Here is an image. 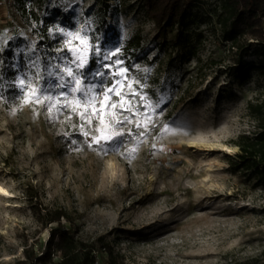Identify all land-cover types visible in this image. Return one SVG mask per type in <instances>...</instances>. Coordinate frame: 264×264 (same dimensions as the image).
Masks as SVG:
<instances>
[{
  "label": "rangeland",
  "instance_id": "374dc122",
  "mask_svg": "<svg viewBox=\"0 0 264 264\" xmlns=\"http://www.w3.org/2000/svg\"><path fill=\"white\" fill-rule=\"evenodd\" d=\"M104 3L109 31L101 24ZM195 3L187 27L161 36L140 0H27L25 10L0 0V186L9 193L0 195V264L22 257L25 247L43 249L57 223L44 225L38 212L54 208L71 217V225L62 220L60 227L83 240L102 237L122 264L253 257L264 264V187L229 159L238 152L237 136L256 129L247 105L264 99V69L249 53L237 71L236 50L221 40L210 16L215 0ZM137 30L141 49L124 54V41ZM69 32L87 37L91 47ZM182 43L196 54H184ZM72 48L86 58L84 69L73 62ZM96 48L119 52L105 60ZM113 61L128 69L122 90L131 85L137 95L121 101L109 93L104 120L130 122L111 129L124 133L115 142L89 147L99 118L85 126L86 138L80 117L62 106L75 107L73 98L83 101L84 94L53 85L74 86L61 71L71 68L85 89L95 85L89 96L99 110L104 89L121 79L112 75L115 68L103 67ZM32 87L51 94L52 103L59 99L60 110L50 117L47 102L26 103ZM129 100L133 112L110 106L120 101L127 108ZM145 118L141 137L136 124ZM96 255V264H108L105 253Z\"/></svg>",
  "mask_w": 264,
  "mask_h": 264
},
{
  "label": "trees",
  "instance_id": "16d2710c",
  "mask_svg": "<svg viewBox=\"0 0 264 264\" xmlns=\"http://www.w3.org/2000/svg\"><path fill=\"white\" fill-rule=\"evenodd\" d=\"M27 0H14L21 7ZM143 12L160 30L161 36L172 31L175 26L185 28L193 21L195 2L199 0H140ZM100 15L101 24L107 29L105 16L109 8L104 3ZM25 10V7L22 8ZM211 18L217 25L221 40L229 43L231 49L237 53L235 69L240 71L244 67L243 58L251 53L257 62L256 68L264 69V0H215L211 9ZM210 18V19H211ZM100 26V25H99ZM188 37V36H187ZM189 38V37H188ZM183 44V43H182ZM142 47V35L139 30L129 36L123 44L124 54L134 53ZM184 54L193 56L197 49L192 44L182 45ZM180 97L178 101H181ZM250 115L256 121V129L250 134H239L233 141L238 152L229 159L236 161L239 171L249 175L256 186L264 187V99L248 103ZM171 113V110L168 114ZM41 222L44 225L57 223L51 227L49 238L42 249L34 246L23 248V256L8 264H96L97 252L108 256V264H122L116 260L109 242L102 237L93 240H83L75 237L68 229L60 227L64 220L72 224L69 214L61 208L44 209ZM39 255H38V254ZM260 258L253 257L228 264H259Z\"/></svg>",
  "mask_w": 264,
  "mask_h": 264
},
{
  "label": "snow or ice",
  "instance_id": "6c2138e0",
  "mask_svg": "<svg viewBox=\"0 0 264 264\" xmlns=\"http://www.w3.org/2000/svg\"><path fill=\"white\" fill-rule=\"evenodd\" d=\"M58 31H62V29H58ZM66 35L68 36H75L76 38H78L84 45H86L87 47H91L90 45H87V37L85 36H81L78 32L77 33H66ZM85 50H87L85 48ZM69 51H73L76 52V56H75V60L73 62L79 61L77 63V68L79 69H84L86 66V58L80 53L79 50L77 49H69ZM96 54L99 57H102L105 60L111 59L112 56L116 55L119 52V49H116V52H113L111 54H107L105 52H103L100 48H96L95 49ZM98 64L100 63V60L96 61ZM122 61H113V63L111 65L105 64L103 65V67L108 68V69H112L115 68V71L112 72L113 76H118L121 79H117L115 80L113 83H111L110 86H108L107 88L104 89L102 95L104 97L103 101H101L100 103V109H96L93 101L95 100V96H89V93H92L93 89L95 88V85H91L89 87H87L86 89L82 86V80H81V76L80 75H75L72 71L71 68H64L61 69V71L65 72L67 74L68 77L71 78V81L69 82V84H73L74 86L69 87L68 85L64 84V83H57L56 85H53V87H58V88H68V91L71 93H83L84 94V100H76L75 97L73 98L75 100V107H72L71 103H65L62 106L63 107H71V111L76 113L79 117L80 120L83 122L79 125V127L82 130V134L87 138L90 133L85 129V126H90L93 123V118L94 117H98L100 120V126L96 127L95 131L97 133H99V135H93L91 137V143H89V147H91L92 144H96V145H105V144H109L110 142H115L117 140L118 137H121L124 135V133L119 132V131H111V129L115 128L116 124H123L125 122H130L128 117H125L124 120H116L115 122H107L105 123L104 120V115H105V110L109 107V101L111 100V97L109 95V93L114 94L116 96H119L121 101L124 100L126 95H131V96H136L137 93L131 89V85H128L129 88V92L125 93L122 89L124 87V79L127 77V73H128V69L127 68H123V67H118L119 64H121ZM96 75H100L103 76L104 73L102 72H97L95 73ZM63 79V77H61V80ZM19 84L21 86V88L25 87V81L24 80H20ZM61 96H64L65 93H60ZM33 98L35 99L36 103L39 104H44V103H48V107H47V111L51 117L53 111H59L60 108L58 107V105L60 104L59 99L56 100L55 103H52L51 101H53L54 97L51 94H47V95H43L42 94V90L36 88V87H32L31 91L29 93L26 94V98H25V102H32ZM141 100H144V97L141 96ZM83 103L84 108L82 111H78L79 106ZM112 108H121L124 109L125 111L128 112H133V106H132V102L129 100L128 101V107L125 108V105L123 103H121L120 101H117L115 103H112L110 105ZM159 106V105H157ZM89 107H91V112H89ZM136 111H138V109H136ZM148 119L145 118L144 121L142 122H138L136 124L137 128H143V131H141L139 133V136L143 137L147 131H148ZM166 131L168 130L167 128L165 129ZM136 149L133 148L129 151V154L131 155V153L135 152ZM0 191H4L3 189H0ZM4 195H8L7 192H4Z\"/></svg>",
  "mask_w": 264,
  "mask_h": 264
},
{
  "label": "bare ground",
  "instance_id": "6f19581e",
  "mask_svg": "<svg viewBox=\"0 0 264 264\" xmlns=\"http://www.w3.org/2000/svg\"><path fill=\"white\" fill-rule=\"evenodd\" d=\"M0 189H3L4 190V191H0V195L5 196L4 195V192H7V190L3 186H0Z\"/></svg>",
  "mask_w": 264,
  "mask_h": 264
}]
</instances>
